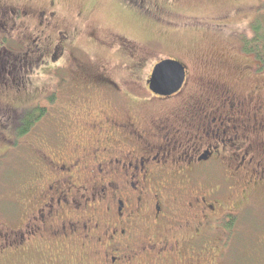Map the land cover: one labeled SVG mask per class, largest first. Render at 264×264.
<instances>
[{
	"label": "flooded vegetation",
	"instance_id": "flooded-vegetation-1",
	"mask_svg": "<svg viewBox=\"0 0 264 264\" xmlns=\"http://www.w3.org/2000/svg\"><path fill=\"white\" fill-rule=\"evenodd\" d=\"M122 1L157 17L185 0ZM42 7H0V39L9 43L0 50V71L8 64L15 73L0 79L1 110L10 114L0 118L7 122L0 140L33 138L30 205L0 225V264H264V84L245 97L215 86L195 90L184 65L177 93L164 97L146 87V102L162 113L147 127L119 115L113 100L117 111L102 114L60 108V96L45 94L15 106L11 101L32 90L33 70L58 62L68 40L58 36L52 47H42L47 38L40 28L54 14ZM32 17L39 31L27 37L23 22ZM28 115L32 122L19 136ZM41 121L45 130L34 134ZM36 245L34 263L29 252Z\"/></svg>",
	"mask_w": 264,
	"mask_h": 264
},
{
	"label": "rangeland",
	"instance_id": "rangeland-1",
	"mask_svg": "<svg viewBox=\"0 0 264 264\" xmlns=\"http://www.w3.org/2000/svg\"><path fill=\"white\" fill-rule=\"evenodd\" d=\"M42 5L47 14L54 13L49 26L40 28L47 38L42 47H52L58 36L63 39L66 35L68 40L58 62L44 66L41 63L33 70L28 77L32 90L11 101L15 106L42 101L40 95L45 94L53 100L60 96V108L73 106L79 111L88 107L92 113L102 114L117 111L111 106L113 100L120 108L119 115L136 117L142 127H147L162 115L156 111L154 101L146 102L150 100L146 81L157 62L173 60L185 65L195 90L215 86L245 97L254 87L264 84V60L261 63L245 52L242 44L243 39L251 37L250 27L255 21L264 27V0H185L168 7L170 16L157 17L139 12L122 0H41L31 5L27 0H0L2 9L30 7L34 12ZM35 24L33 17L24 21L21 34L31 37L37 33ZM114 41L127 42L129 48H113ZM7 46L9 43L0 39V50ZM1 63L0 60V68ZM6 66L9 65L0 71V79L4 76L12 80L15 73ZM249 68L263 69L260 75L251 76ZM3 103L6 101L1 99L0 118L8 119L10 114L1 110L6 107ZM28 119L32 122V118ZM4 121L0 119V126L6 125ZM45 128L43 121L37 122L33 133ZM31 137L23 135L8 145L0 140V225L30 205ZM239 194V188L231 191L234 202L239 201ZM241 248L236 249L237 256ZM36 249L39 246L29 252L34 263L38 262Z\"/></svg>",
	"mask_w": 264,
	"mask_h": 264
},
{
	"label": "water",
	"instance_id": "water-1",
	"mask_svg": "<svg viewBox=\"0 0 264 264\" xmlns=\"http://www.w3.org/2000/svg\"><path fill=\"white\" fill-rule=\"evenodd\" d=\"M149 78L147 86L151 93L168 97L181 89L185 67L178 61H161L154 66Z\"/></svg>",
	"mask_w": 264,
	"mask_h": 264
},
{
	"label": "trees",
	"instance_id": "trees-1",
	"mask_svg": "<svg viewBox=\"0 0 264 264\" xmlns=\"http://www.w3.org/2000/svg\"><path fill=\"white\" fill-rule=\"evenodd\" d=\"M252 30V35L249 39H243V49L248 54L255 56V58L263 63L264 60V27L258 22L255 21L253 25L250 27ZM32 118V117H29ZM29 119H25V125L18 129V135L21 136L25 134L27 130V124Z\"/></svg>",
	"mask_w": 264,
	"mask_h": 264
}]
</instances>
